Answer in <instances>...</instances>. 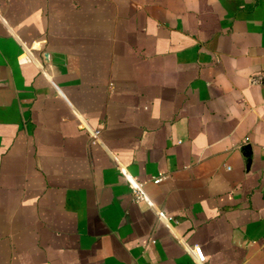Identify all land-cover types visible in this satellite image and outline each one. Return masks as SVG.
I'll list each match as a JSON object with an SVG mask.
<instances>
[{"label":"crops","instance_id":"0c3cea01","mask_svg":"<svg viewBox=\"0 0 264 264\" xmlns=\"http://www.w3.org/2000/svg\"><path fill=\"white\" fill-rule=\"evenodd\" d=\"M0 4V264H264V0Z\"/></svg>","mask_w":264,"mask_h":264},{"label":"built area","instance_id":"2783aa9c","mask_svg":"<svg viewBox=\"0 0 264 264\" xmlns=\"http://www.w3.org/2000/svg\"><path fill=\"white\" fill-rule=\"evenodd\" d=\"M0 21H5V17L3 15V9L0 4ZM101 135H102V129L99 127H90L89 126V136L93 142L101 141ZM119 171L124 175L129 183V186L132 190V193L134 195V199L136 201H143L147 203L150 207H155V204L151 197L149 196L148 192L146 191L144 187V183L139 180L137 177H135L130 171L127 169L125 165H122V163H118ZM166 175L163 173H159V175L155 176L153 178V182L155 183H161L165 179ZM159 216L162 222L169 224V219L166 217V215L159 211ZM191 251L196 257L198 264H206V256L204 254V251L202 247L198 244L193 245L191 247Z\"/></svg>","mask_w":264,"mask_h":264}]
</instances>
